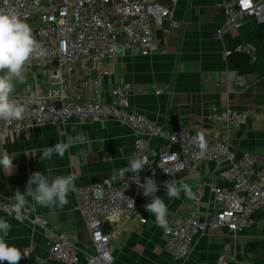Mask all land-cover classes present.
<instances>
[{"label":"crops","instance_id":"obj_1","mask_svg":"<svg viewBox=\"0 0 264 264\" xmlns=\"http://www.w3.org/2000/svg\"><path fill=\"white\" fill-rule=\"evenodd\" d=\"M174 17L180 23L176 32L170 31L167 22L155 31L163 39L165 53L155 52L147 56L121 53L106 59L105 68L110 76L102 80L103 99H109L116 82L135 86L153 84L161 88L160 94H132L130 103L134 108L165 130L182 128L211 138H219L222 133L221 121L210 118L213 108L246 111V123L230 131L228 142L237 156L243 151L253 153L260 165L264 162V38L255 33L260 23L248 19L240 28L216 37L215 30L222 24L224 15L214 0H179ZM238 46L247 47L250 53L237 51ZM238 52L246 54L248 63L253 64L252 71H238V57H231V53ZM24 73L25 82L19 87L16 85L14 93L24 92L34 85L40 87L41 94L49 91L48 84L32 69L25 67ZM95 77L91 69L75 70L79 95L85 97L89 94ZM134 138L132 129L107 120L79 124L70 119L64 124L39 126L20 133L8 131L7 138L0 139V156L16 153L17 157L13 160L11 175L0 167V200L16 203L15 192L23 193L29 176L37 171L46 173V167L52 169V176L74 175L76 185L102 180L115 182L117 177L112 178L114 170L127 167L126 158L134 154ZM68 140L76 142L63 158L54 154L51 160L40 161L41 149ZM164 144L163 140L155 138L150 141V148L159 150ZM221 171L222 167L205 161L195 170L179 174L176 181L187 184L190 190L202 179H211L224 186ZM159 177V186L165 179L172 180ZM141 196H144L143 192ZM160 197L168 207V222L184 212L188 200L184 192L178 199H169L163 187ZM67 199L69 202L63 208L49 209L37 205L22 209L65 233L80 252H89V235L74 209L72 191ZM212 203L211 194L205 190L199 205L200 217L211 212ZM145 216V224L133 216H125L115 225H102L105 231L112 229L110 250L117 264H173L164 246L162 228L155 224L151 213L146 212ZM0 218L12 226L7 242L21 252L24 248L29 249L19 264H59L47 258L53 234L45 235L40 228L19 222L1 210ZM252 219L248 229L235 235L219 228L197 236L183 264L201 261L215 264L219 255H223L228 264H264V212L255 211Z\"/></svg>","mask_w":264,"mask_h":264},{"label":"built area","instance_id":"obj_2","mask_svg":"<svg viewBox=\"0 0 264 264\" xmlns=\"http://www.w3.org/2000/svg\"><path fill=\"white\" fill-rule=\"evenodd\" d=\"M178 1L0 0V8L18 12L44 47L46 55L31 60L26 68L32 69L50 87L46 94L40 93L38 85L13 93L14 98L25 106L24 118L0 121V128L7 127L10 132L20 133L39 126L64 124L70 119L79 124L115 121L134 131V154L147 161L141 173L117 175L115 182L74 183V209L88 232L89 252H80L65 233L39 216L26 214L15 202L0 200V210L4 213L40 228L45 235H54L47 251V258L52 262L117 264L110 250L112 229L105 231L102 225H115L125 216H133L141 224L147 223L143 215L145 206L139 203L143 192L139 185L148 178L156 183L159 176L176 180L179 174L195 170L205 161L222 167L221 176L226 185L220 186L211 179L199 180L192 186V195L188 196L184 212L168 222L167 231L162 229L164 246L173 264H183L197 236L219 228L235 235L252 225L255 211L264 212V162L258 165L257 157L247 151L237 156L228 142L230 131L246 123V111L213 108L210 118L221 121L222 133L219 138H211L182 128L165 130L134 108L130 103L132 94H160L161 88L153 84L135 86L116 82L109 99L102 97V80L110 76L105 68L106 59L121 53L140 56L165 53L163 39L155 31L166 22L170 31L179 29L180 23L174 17ZM214 1L224 15L222 24L215 30L216 37L240 28L248 19L264 23V0ZM236 49L250 53L247 47ZM77 68L91 69L96 74L85 97L77 92L74 79ZM199 136H203L206 143L203 152L199 147ZM155 138L165 142L159 150L150 148V141ZM205 190L212 196V210L200 217L199 205ZM126 197L134 201V207ZM28 253L29 249L24 248L22 257ZM198 264L207 263L201 261ZM215 264L228 262L219 255Z\"/></svg>","mask_w":264,"mask_h":264},{"label":"clouds","instance_id":"obj_3","mask_svg":"<svg viewBox=\"0 0 264 264\" xmlns=\"http://www.w3.org/2000/svg\"><path fill=\"white\" fill-rule=\"evenodd\" d=\"M46 55L44 47L35 38L31 26L26 23L21 15L12 9L0 8V121H19L24 118L25 106L14 98L13 93L17 84L25 82V67L36 58ZM8 136L7 127L0 128V139ZM201 152L206 148L203 136L198 137ZM75 140L67 142L58 141L54 146H46L40 150L42 155L40 161L45 162L52 159L53 155L63 158L66 152L74 146ZM16 153H5L0 156V167L4 172L11 175L14 165L13 160ZM127 167L114 170L112 178L124 173L139 174L145 168V158L133 154L126 158ZM52 169L46 167V173L33 172L28 180L27 187L23 193L16 191L14 199L18 208L40 206L49 209L63 208L69 201L68 194L74 190V182L77 179L72 174L52 176ZM146 198L151 200L145 205L148 213L155 217V224L168 230V207L165 201L156 193L159 187L148 178L143 185H139ZM164 188L169 199H178L181 192L191 196V190L187 184L176 180L164 182ZM127 198V197H126ZM134 207V201L127 198ZM149 200V199H148ZM11 224L0 218V264H19L23 259L21 251L15 245L7 242L11 231Z\"/></svg>","mask_w":264,"mask_h":264},{"label":"trees","instance_id":"obj_4","mask_svg":"<svg viewBox=\"0 0 264 264\" xmlns=\"http://www.w3.org/2000/svg\"><path fill=\"white\" fill-rule=\"evenodd\" d=\"M256 35L260 38H264V23H260L257 27L256 30ZM233 56H237L238 58L236 59V64L238 67V71L240 73H247L252 71L253 69V64L248 63V57L246 56V54L244 52H238V53H231V57ZM162 177V176H161ZM163 178V177H162ZM166 178H170V177H166ZM159 179L160 177H157L156 183L157 186L159 187V191L156 193V195L161 196L162 194V190L164 187V182L167 181L168 179L163 180L164 182L162 183L161 186H159ZM149 199V200H148ZM151 200V197L146 198L145 196H140L139 197V203L142 205H146L149 201ZM146 209L143 211V215L145 216L146 214ZM146 217V216H145ZM230 264H236V263H230Z\"/></svg>","mask_w":264,"mask_h":264},{"label":"rangeland","instance_id":"obj_5","mask_svg":"<svg viewBox=\"0 0 264 264\" xmlns=\"http://www.w3.org/2000/svg\"><path fill=\"white\" fill-rule=\"evenodd\" d=\"M25 74V73H24ZM17 86L19 87L20 86V84H17Z\"/></svg>","mask_w":264,"mask_h":264}]
</instances>
